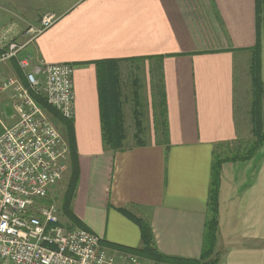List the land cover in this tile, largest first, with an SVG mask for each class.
Segmentation results:
<instances>
[{
	"label": "crops",
	"instance_id": "obj_1",
	"mask_svg": "<svg viewBox=\"0 0 264 264\" xmlns=\"http://www.w3.org/2000/svg\"><path fill=\"white\" fill-rule=\"evenodd\" d=\"M47 1L58 3V12L50 11L58 19L25 49L34 62L75 67L74 117L68 121L78 171L73 220L57 206L61 220L125 250L143 245L141 222L160 254L198 259L212 163L242 130L251 132L256 54L264 86V0ZM9 31L0 32L2 46L13 37ZM107 59H116L120 71L125 138L119 150L106 148L102 134L95 62ZM48 116L67 143L63 118ZM262 149L264 141L249 160L221 165L216 264H264ZM70 173L69 152L66 180Z\"/></svg>",
	"mask_w": 264,
	"mask_h": 264
},
{
	"label": "built area",
	"instance_id": "obj_2",
	"mask_svg": "<svg viewBox=\"0 0 264 264\" xmlns=\"http://www.w3.org/2000/svg\"><path fill=\"white\" fill-rule=\"evenodd\" d=\"M58 19L47 13L29 27L22 44L0 52V95L10 93L16 121L0 134V260L11 264H150L125 249L107 247L94 233L66 225L49 192L67 170L69 149L31 92L41 95L63 119L74 117L71 63L33 61L24 48ZM15 60L26 85L3 67ZM43 76V82L40 81Z\"/></svg>",
	"mask_w": 264,
	"mask_h": 264
},
{
	"label": "trees",
	"instance_id": "obj_3",
	"mask_svg": "<svg viewBox=\"0 0 264 264\" xmlns=\"http://www.w3.org/2000/svg\"><path fill=\"white\" fill-rule=\"evenodd\" d=\"M97 66V79L99 88V106L102 119V134L104 139L105 147L111 150H119L123 147V140L125 138V129L123 126L122 118V100H121V88L119 84L120 71L118 69V63L116 59H107L96 61ZM15 65V72L21 79L22 83L26 85V81L19 69ZM260 66H259V55L253 56L252 65L250 69L251 75V89H252V100L250 103V124L251 134L253 141L244 153V155H235L232 157H217L212 163L211 173V194H210V206L209 216L206 221L202 252L199 258L203 256L211 255L214 251V245L216 242V225H217V210H216V199L218 193V186L220 182V169L224 162L229 161H246L249 160L264 141V86L260 80ZM138 81H136V85ZM138 90H135L136 104L139 101ZM34 100L53 118L62 119L59 114L49 106L45 98L41 95L34 94L31 92ZM65 121V122H64ZM63 128L65 129L66 140L68 149L71 156V173L69 175L65 191L61 199V213L68 219L73 220V214L71 210V203L74 197L75 185L77 181V163H76V147L73 139V132L71 124L68 120H64ZM138 125L141 124L138 122ZM138 126L136 129V137L139 136L141 128ZM44 203L50 204V201L44 200ZM142 229L143 245L136 249L129 251L139 255L140 257L153 262L154 264L162 263H186L192 264L195 259H182L168 257L160 254L152 245H150V233L148 227L139 223ZM119 248V247H118ZM198 258V259H199ZM213 264H216L213 263Z\"/></svg>",
	"mask_w": 264,
	"mask_h": 264
},
{
	"label": "rangeland",
	"instance_id": "obj_4",
	"mask_svg": "<svg viewBox=\"0 0 264 264\" xmlns=\"http://www.w3.org/2000/svg\"><path fill=\"white\" fill-rule=\"evenodd\" d=\"M57 6H58L57 2L47 1V0H0V32L5 28L9 27L10 31L7 32V34L11 33V35H13V37L11 36L12 38H9L10 39L9 42L7 43L5 42L3 46L0 44V52L3 49H5L8 46V44L11 42H16L18 44L24 43L26 41L27 36L23 35V33L29 27L38 26L33 24H39L42 17L47 13H51L50 11L58 12L59 8L53 10V7H57ZM28 48L30 50V47ZM27 51L28 49H25L22 52H24L25 54ZM4 67L6 68L5 69L6 74H10L13 71L15 72L14 61L6 64V66ZM124 74H128V73L126 72ZM124 78L127 79V77L125 76ZM140 85H141L140 96L143 101L144 100L143 82L141 83L140 81ZM15 117L16 116L11 106L10 93L7 92L1 94L0 95V134L3 132V129L5 127H8L10 124H12ZM60 132L61 134H64V131L61 130ZM127 134L128 135L131 134V129H127ZM252 141L253 138L251 132L248 130H242L241 139H239L237 143H234L231 146H227L224 149H221L219 155L220 157H225V156L232 157L235 155L242 156L244 155V153L246 152ZM263 150L264 149H262V151ZM66 177L67 175L48 194L47 197L48 201H50V203L52 204H55L56 206L61 205L62 195L66 188L65 183H67L68 181V179L66 180ZM217 257L218 255L215 256L214 253H212L211 255L203 256L202 258L193 260L194 263L192 264H213L216 262V260L219 259ZM0 264H11V263L9 261L0 260ZM162 264H172V263H162ZM176 264H186V263L179 262Z\"/></svg>",
	"mask_w": 264,
	"mask_h": 264
}]
</instances>
